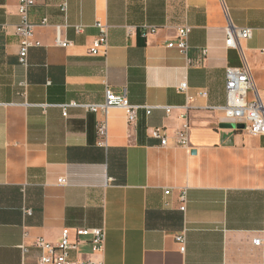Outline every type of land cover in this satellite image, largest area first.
Masks as SVG:
<instances>
[{
	"label": "crops",
	"instance_id": "0c3cea01",
	"mask_svg": "<svg viewBox=\"0 0 264 264\" xmlns=\"http://www.w3.org/2000/svg\"><path fill=\"white\" fill-rule=\"evenodd\" d=\"M29 19L37 45L23 64L17 0H0V264H35L37 240L93 228L105 230L101 251L81 239L72 260L264 264V137L222 128L217 110L228 67L246 66L264 101V0H34ZM97 21L109 26L105 57L89 53ZM181 24L186 56L167 47ZM229 26L251 30L242 53L225 45ZM105 89L139 107L133 123L121 108L75 106L103 102Z\"/></svg>",
	"mask_w": 264,
	"mask_h": 264
},
{
	"label": "built area",
	"instance_id": "2783aa9c",
	"mask_svg": "<svg viewBox=\"0 0 264 264\" xmlns=\"http://www.w3.org/2000/svg\"><path fill=\"white\" fill-rule=\"evenodd\" d=\"M34 5V0H17V9L20 21L16 26L15 32L19 37V62L25 63L28 53V49L37 43L32 42L34 29L37 26L29 19V10ZM61 11H66V5L61 6ZM39 25H48L47 19H43ZM61 27L66 25L56 26L55 31V44L59 47H67L70 42L64 40L61 35ZM95 27L98 29L99 34L93 40L92 45L89 48V53L92 55H100L105 57L108 49V30L109 26L105 23L97 21ZM144 30L154 31L155 27H148L146 25L141 27ZM76 33H80L83 30L82 26H74ZM191 31V27L187 24H181L176 27L175 40L168 43L167 47L175 48L181 55L186 56L189 50L188 37ZM251 37L250 29H238L229 26L226 29V40L225 45L238 49L242 53L240 41L249 39ZM225 91H226V103L224 106L217 108V110L223 115L225 122L233 124L234 126L242 125L241 131L248 135L264 137V101L259 97L250 75V72L246 66L244 67H228L225 70ZM187 85L182 83L177 87V91L186 96L189 101L190 98L187 94ZM252 93L250 97L249 94ZM205 95V93H202ZM77 107H81L86 111L92 113L106 114L109 108H121L126 112L127 121L129 124L135 120V112L139 108L137 106L130 105L125 93L115 94L110 89H105L104 100L97 104H77ZM146 114L150 113L148 107H144ZM166 112H169L167 107ZM187 129V128H186ZM99 133L105 137L106 125H102L99 129ZM151 136L155 139H159L161 145H165L166 136L162 128H155L151 132ZM177 142L181 146L187 144V133L186 130L180 131L176 135ZM62 181V180H60ZM169 191H165L168 194ZM182 206L181 211H185V195L184 193L180 196ZM103 228L93 229H78L75 231L76 241L70 242L68 240V230L63 229L61 235V241L57 245H51L45 243L43 240H37L34 243V247L39 251V255L35 264H102L92 261H81L77 262L70 258L71 252H76L78 244L81 239H88L92 245L93 252H99L102 249L104 242ZM177 242L184 240L183 233L175 236ZM259 240H254V244L258 245ZM22 252L26 254L28 249L22 247Z\"/></svg>",
	"mask_w": 264,
	"mask_h": 264
},
{
	"label": "water",
	"instance_id": "95a60500",
	"mask_svg": "<svg viewBox=\"0 0 264 264\" xmlns=\"http://www.w3.org/2000/svg\"><path fill=\"white\" fill-rule=\"evenodd\" d=\"M222 128H237V129H242L243 126L242 125H237V126H234L233 124H222L221 125Z\"/></svg>",
	"mask_w": 264,
	"mask_h": 264
},
{
	"label": "trees",
	"instance_id": "16d2710c",
	"mask_svg": "<svg viewBox=\"0 0 264 264\" xmlns=\"http://www.w3.org/2000/svg\"><path fill=\"white\" fill-rule=\"evenodd\" d=\"M140 32H141V33H143V32H144V30H143L142 28H140Z\"/></svg>",
	"mask_w": 264,
	"mask_h": 264
}]
</instances>
